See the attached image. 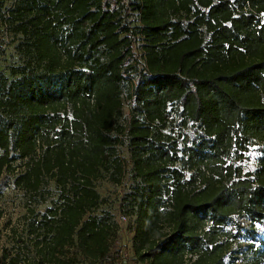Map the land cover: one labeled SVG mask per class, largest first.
<instances>
[{"label": "trees", "instance_id": "1", "mask_svg": "<svg viewBox=\"0 0 264 264\" xmlns=\"http://www.w3.org/2000/svg\"><path fill=\"white\" fill-rule=\"evenodd\" d=\"M0 24L17 55L0 70V176L20 167L30 204L57 192L2 264H120L95 182L127 172L135 264L241 253V220L264 221V0H0Z\"/></svg>", "mask_w": 264, "mask_h": 264}, {"label": "rangeland", "instance_id": "2", "mask_svg": "<svg viewBox=\"0 0 264 264\" xmlns=\"http://www.w3.org/2000/svg\"><path fill=\"white\" fill-rule=\"evenodd\" d=\"M15 42L12 36L2 30L0 24V70L8 73L7 67L14 64L17 55L14 51ZM127 107L124 108L126 113ZM256 146L251 145L248 152H245L241 159H236V164L244 171L253 170L256 165ZM121 156L128 160L126 151L121 149ZM17 161L14 165H19ZM130 165H128V169ZM20 167L14 173L4 172L0 176V264L2 254L13 253L17 248L22 247V239L26 238L27 224L34 219H39L44 209L50 207L56 199V190L52 182L47 186L46 199L41 203H31L30 197L14 185V177ZM131 184L130 175L127 172L120 184H112L106 179L95 182V188L103 199V203L94 214L108 212L113 216V221L118 225V241L123 253V260L120 264H135L130 250V241L127 234V218L122 219L119 212V200ZM30 205V206H28ZM32 209V211L30 210ZM245 226L241 229L237 242L241 245L242 251L233 259H228L227 264H249L253 253L264 252V221L263 223L249 224L248 219L243 218ZM251 247V248H249ZM117 248V247H116ZM119 248V249H120ZM80 264H85L81 261Z\"/></svg>", "mask_w": 264, "mask_h": 264}, {"label": "built area", "instance_id": "3", "mask_svg": "<svg viewBox=\"0 0 264 264\" xmlns=\"http://www.w3.org/2000/svg\"><path fill=\"white\" fill-rule=\"evenodd\" d=\"M122 219H125L124 217H122Z\"/></svg>", "mask_w": 264, "mask_h": 264}]
</instances>
